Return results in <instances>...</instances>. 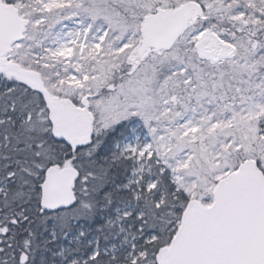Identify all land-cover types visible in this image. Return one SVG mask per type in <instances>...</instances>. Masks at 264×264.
<instances>
[{
  "label": "snow or ice",
  "instance_id": "snow-or-ice-1",
  "mask_svg": "<svg viewBox=\"0 0 264 264\" xmlns=\"http://www.w3.org/2000/svg\"><path fill=\"white\" fill-rule=\"evenodd\" d=\"M0 264H264V0H0Z\"/></svg>",
  "mask_w": 264,
  "mask_h": 264
}]
</instances>
